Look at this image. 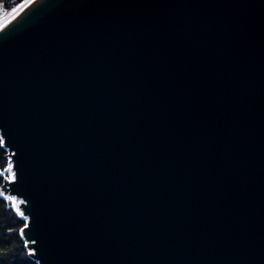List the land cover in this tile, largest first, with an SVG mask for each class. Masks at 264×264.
Masks as SVG:
<instances>
[{
  "label": "water",
  "instance_id": "water-1",
  "mask_svg": "<svg viewBox=\"0 0 264 264\" xmlns=\"http://www.w3.org/2000/svg\"><path fill=\"white\" fill-rule=\"evenodd\" d=\"M0 136L38 264H264V0H34Z\"/></svg>",
  "mask_w": 264,
  "mask_h": 264
},
{
  "label": "trees",
  "instance_id": "trees-1",
  "mask_svg": "<svg viewBox=\"0 0 264 264\" xmlns=\"http://www.w3.org/2000/svg\"><path fill=\"white\" fill-rule=\"evenodd\" d=\"M26 0H0L5 10H11ZM10 158L0 136V187L9 179ZM26 220L10 201L0 194V264H38L30 255L21 235Z\"/></svg>",
  "mask_w": 264,
  "mask_h": 264
},
{
  "label": "rangeland",
  "instance_id": "rangeland-1",
  "mask_svg": "<svg viewBox=\"0 0 264 264\" xmlns=\"http://www.w3.org/2000/svg\"><path fill=\"white\" fill-rule=\"evenodd\" d=\"M34 0H26L24 2H22L20 5H17L16 7H14L11 10H5L2 8V6L0 5V27L3 26L4 24H6L7 22H9L11 19H13V17H15L22 9H24L26 6H28L30 3H32ZM9 179H12V174L10 172V177ZM6 199L8 201H10L11 203L13 201H18L17 199H15L14 197H6ZM19 202V201H18Z\"/></svg>",
  "mask_w": 264,
  "mask_h": 264
},
{
  "label": "snow or ice",
  "instance_id": "snow-or-ice-1",
  "mask_svg": "<svg viewBox=\"0 0 264 264\" xmlns=\"http://www.w3.org/2000/svg\"><path fill=\"white\" fill-rule=\"evenodd\" d=\"M9 172H11V168L8 169ZM14 178V177H13Z\"/></svg>",
  "mask_w": 264,
  "mask_h": 264
},
{
  "label": "bare ground",
  "instance_id": "bare-ground-1",
  "mask_svg": "<svg viewBox=\"0 0 264 264\" xmlns=\"http://www.w3.org/2000/svg\"><path fill=\"white\" fill-rule=\"evenodd\" d=\"M23 10V9H22ZM14 18V17H13Z\"/></svg>",
  "mask_w": 264,
  "mask_h": 264
}]
</instances>
